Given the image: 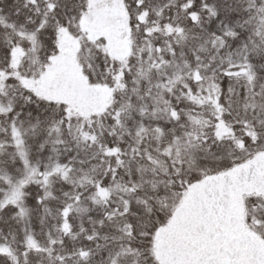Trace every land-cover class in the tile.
I'll use <instances>...</instances> for the list:
<instances>
[{"label": "snow or ice", "instance_id": "6c2138e0", "mask_svg": "<svg viewBox=\"0 0 264 264\" xmlns=\"http://www.w3.org/2000/svg\"><path fill=\"white\" fill-rule=\"evenodd\" d=\"M0 264H264V0H0Z\"/></svg>", "mask_w": 264, "mask_h": 264}]
</instances>
